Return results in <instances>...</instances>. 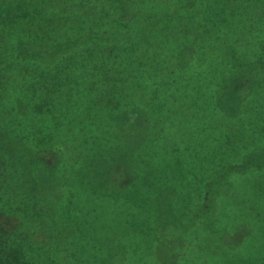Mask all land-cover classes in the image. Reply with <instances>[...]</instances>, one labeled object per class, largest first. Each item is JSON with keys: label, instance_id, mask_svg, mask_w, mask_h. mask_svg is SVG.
I'll return each mask as SVG.
<instances>
[{"label": "trees", "instance_id": "1", "mask_svg": "<svg viewBox=\"0 0 264 264\" xmlns=\"http://www.w3.org/2000/svg\"><path fill=\"white\" fill-rule=\"evenodd\" d=\"M195 1L0 0V184L7 178L18 184L5 193L2 188L0 264H26L17 241L22 222L42 217L46 200L64 203L70 197L61 176L70 162L65 120L72 117L88 134L76 161L78 181L90 180L96 199L137 201L150 184L146 168L153 154L147 149L164 151L156 147L164 128L183 120L223 135L222 117L236 121L245 100L264 91V22L246 55L232 49L222 58L199 59L197 46L203 49L215 28L236 32L239 25L230 17L240 13L231 6L236 0L221 7H198ZM43 118L51 125H40ZM27 120L37 122L35 129ZM125 145L133 150L123 165L118 151ZM176 158L166 152L161 160L171 161L174 175L183 178ZM246 168L264 169V148L218 168L200 187L201 203L174 214L202 222L230 190L234 173ZM167 191L178 194L180 186L164 179L149 193Z\"/></svg>", "mask_w": 264, "mask_h": 264}, {"label": "rangeland", "instance_id": "2", "mask_svg": "<svg viewBox=\"0 0 264 264\" xmlns=\"http://www.w3.org/2000/svg\"><path fill=\"white\" fill-rule=\"evenodd\" d=\"M195 2L198 7L228 4V0ZM244 4L250 5L249 8ZM231 6L240 13L237 18L230 17L239 28L236 32H227L223 28L218 32L219 28H215L203 49H197V46L194 50L199 59L207 55L222 58L232 49L246 55L257 41L256 34L264 22V0H236ZM240 15L244 21L240 20ZM199 102L208 106L205 99ZM186 105L191 109L189 102ZM244 107L243 114L236 121L222 117L219 124L223 135L218 134L217 128L198 125L195 129L183 120L164 128V137L156 145L164 151L147 149L153 154L151 166L146 168L150 184L148 190L138 193L137 201L116 196L96 199L91 192L90 180L89 184L78 181L76 169L79 163L76 161L84 148L82 141L88 139V134L80 133L76 122L71 123L72 117L65 120L63 127L71 142L68 147L70 162L61 176L66 181L64 184L70 197L64 203L46 200L42 217H27L22 222L17 241L25 248V263L264 264V169L246 168L242 173H234L230 190L217 198L212 213L202 222L191 224V216L181 217L182 212L179 217L175 215L185 206L194 210L201 203L200 187L218 168L242 161L247 151L264 148V91L245 100ZM41 120L40 125L44 128L51 125L49 119ZM23 121L16 122V125ZM25 123L35 129L37 122L27 120ZM166 132L170 133L167 138ZM199 139L204 145L207 142L213 146L205 148L199 144ZM101 149L108 147L102 145ZM132 150L133 145H125L123 152L119 150V162L123 165L128 162ZM166 152L177 156L183 178L174 175L176 170L170 165L173 164L171 161L169 164L161 160ZM9 173L13 178L10 170ZM164 179L179 184L180 193L150 194L155 183L164 184ZM3 187H6L5 193L11 187L18 188V184L9 178L5 185L0 184V208L5 205Z\"/></svg>", "mask_w": 264, "mask_h": 264}]
</instances>
